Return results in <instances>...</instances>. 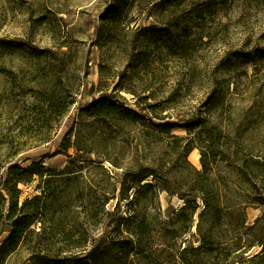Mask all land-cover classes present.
Masks as SVG:
<instances>
[{"label": "rangeland", "instance_id": "rangeland-1", "mask_svg": "<svg viewBox=\"0 0 264 264\" xmlns=\"http://www.w3.org/2000/svg\"><path fill=\"white\" fill-rule=\"evenodd\" d=\"M263 192L264 0H0V264H238Z\"/></svg>", "mask_w": 264, "mask_h": 264}, {"label": "trees", "instance_id": "trees-1", "mask_svg": "<svg viewBox=\"0 0 264 264\" xmlns=\"http://www.w3.org/2000/svg\"><path fill=\"white\" fill-rule=\"evenodd\" d=\"M56 93H54L53 95H55ZM62 97L60 95V93L56 94L53 99H52V107H57L58 105H61V98ZM65 98V97H64ZM72 100L67 102L64 106V113H66V111L68 110V108L72 105ZM121 108L122 106H120V104L115 100H112V96L108 95H102L100 96L97 100L94 101V103L89 107L92 110L98 109L96 111H94L93 114H91V116L93 115H97V116H102V117H109L112 114H114L116 112V110H118V108ZM123 108V107H122ZM127 111V110H126ZM128 112V111H127ZM160 120H163V118H158ZM201 123L200 121L195 122L192 127H187L185 126V128H187V133L188 134H192L194 131V129H196L197 127H201ZM177 125L176 124H172V123H167L164 126H159L160 129H162L163 131H165V133H168L171 131V129L175 128ZM194 126V127H193ZM201 131H198L196 133V137H198V139H201ZM71 136V131H69L64 138V142L61 145L62 150H64V152L66 153V151L71 148L72 146L70 145V138ZM197 139V138H195ZM193 150V146H192V140L188 143L187 148L185 150V155L189 154L191 151ZM200 150V155H201V164L203 167L204 172H207L208 170L211 169V165L214 163L216 157H221V153L216 152L215 150H213V148L208 147V149L203 150L202 148L199 149ZM39 165L41 167H43L42 169H44V165L43 162H40ZM35 169V165L32 164L30 165L28 168H19L18 166H12L8 168V175L11 176L12 174L15 173H19L20 174V178L15 179L13 185L16 186L17 183H26L27 181L23 178L24 175L29 174L30 176H38L41 177L42 176V172L40 170H34ZM244 178L246 179L247 182H250L254 185V187L257 186L258 182V176L255 175V172H252L251 170L248 172H242ZM263 181V180H262ZM122 186H126L128 189L133 187L131 186V184H127L126 181L122 182ZM145 187V186H142ZM257 191V188H256ZM258 192V191H257ZM264 193V192H263ZM17 198H12V210L9 214V218H11L14 214L15 211L13 209L17 208ZM33 200L38 201L40 200V196H36ZM257 204L259 206L262 207V214L260 216V218H258L255 223L253 224V226L250 228L252 229V231H257V228L260 227L261 223H263V228H264V194H262V196H259L258 199L256 200ZM28 201L24 202V204L22 205V207H25L27 205ZM14 204V205H13ZM130 204H132V201L130 202ZM14 206V208H13ZM245 216V215H244ZM244 220V218H243ZM31 226V222L26 220V215L22 214L20 217L16 218L15 220H13L12 225H11V233L9 238L7 239V241L5 243H3L1 245V249H8L13 251L17 245L24 239V236L26 235V231L29 229V227ZM255 235V233H254ZM254 235H252L253 240L252 241H248L245 245L246 242L241 243V241H237L234 242L232 244V247L234 250H232L233 253L235 252H239L240 255L241 254V259L239 261H237L238 264H264V242H261L257 237H254ZM256 236V235H255ZM258 239V240H257ZM243 244V245H242ZM254 247H258L259 251L255 252L249 256H247L246 258H244V251L245 250H251ZM182 264H185L184 262H182Z\"/></svg>", "mask_w": 264, "mask_h": 264}]
</instances>
